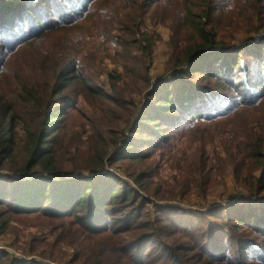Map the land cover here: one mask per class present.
Returning a JSON list of instances; mask_svg holds the SVG:
<instances>
[{"label":"trees","instance_id":"obj_1","mask_svg":"<svg viewBox=\"0 0 264 264\" xmlns=\"http://www.w3.org/2000/svg\"><path fill=\"white\" fill-rule=\"evenodd\" d=\"M96 2L105 3L102 12L106 22L119 32L115 39L123 48L126 74L136 80L132 91H145L146 104L137 111L138 118L126 140L113 139L111 150L105 147L107 140L102 130L95 128L98 145L93 146L86 163L79 164L77 158L67 157L59 149L66 113L62 112L68 109L61 108L59 99H69V93L64 91L76 86L83 92L96 91L88 81L87 70L77 68V61L73 70L68 67L64 71L66 65L63 66L64 61L79 56L76 48L71 52L68 49L83 34L71 31H76L79 21L92 17ZM175 2L177 25L172 26L168 75L151 79L149 66L160 34L142 27L146 17L159 15L160 5H166L167 0H0V47L7 53L21 52L23 49L17 48L25 45L28 48L22 51L24 63L19 59L11 66L10 60L0 59V75L5 79L2 82L0 78V82L6 88L15 84L10 94L0 95V167L12 172L0 174V235L14 232L17 218L40 217L46 221L43 228L48 229L51 238L46 240L47 233L42 229L30 233L29 252L47 246L54 256L56 247L66 244L74 248V253L63 264H105L106 255H111L109 248L101 244L106 248L95 252L90 261L82 240L94 235L106 238L116 234L115 229L128 221L127 217H143L146 198L130 182L111 173H72L102 169L124 157L141 163L148 154L140 151L143 146L162 143L161 148L179 157L181 167L176 180L183 179L179 183L182 195L189 193L190 181L194 190L203 189L205 194L207 173L213 169L223 175L231 167L236 181L258 204L236 203L224 206L222 211L192 214L189 218L194 223L186 224L164 213L166 209L186 210L159 205L154 221H140L146 232L139 238H124L120 251H130L142 240L157 239L158 264H264V198L259 199L264 192V109L257 110L264 108V36L251 43L257 50L249 54V59L239 61L240 52L249 49V44L232 47L231 42L219 37L232 28L219 26L225 20L223 10L229 7V0L225 4L218 0ZM242 3L245 6H241L237 17L242 16L244 23L264 27V0ZM46 38L51 39L47 46L36 45ZM206 57L207 64L203 62ZM26 65L37 73L42 71L40 75L55 65V76L46 86L36 89L31 79L22 77L26 76ZM200 73L217 83H227L228 88L243 82V88L230 95L221 94L215 87L205 90L195 84ZM237 74L244 76L239 78ZM167 84L175 85L177 90H162ZM132 93L126 90V102L134 103ZM247 109L255 111L253 117L239 114ZM22 118H26L24 122ZM164 125L172 126L174 132L169 133ZM141 133L150 136L146 138ZM188 136L191 140L179 143ZM196 142L199 145L193 150L192 143ZM146 176L142 170L135 180L141 182ZM129 226L124 231H131ZM175 235H182L189 244L177 243ZM0 264L47 263L11 256L9 250L0 248Z\"/></svg>","mask_w":264,"mask_h":264},{"label":"rangeland","instance_id":"obj_2","mask_svg":"<svg viewBox=\"0 0 264 264\" xmlns=\"http://www.w3.org/2000/svg\"><path fill=\"white\" fill-rule=\"evenodd\" d=\"M227 1L228 0H218V3L225 4ZM229 2V7L223 10L225 13L223 25L220 24L219 26L232 27L235 29L229 28L230 30H227L229 36L228 34L220 33L219 37L225 41L231 42L230 45L232 47L249 44V49H244L240 52L239 61L244 62L249 59L250 53L257 50V46L254 44L251 46V43L264 36V27H261L259 23H244L242 16H240V18L237 17V14L243 9V7H241L244 5L242 3L243 0H229ZM101 3H95L94 8L96 9L90 15L92 17L77 23L76 31H79L78 33L76 31H71V34L79 35L80 32L83 34V37L81 36L82 39L70 45L68 49L71 52L72 48H76L79 52V56H71L73 60L69 62L66 60L67 62L64 61L63 64V66L66 65L64 71L68 67L73 70L72 67L75 66V61H77V68L81 70L82 68L86 69L88 81L96 86V91L94 93H87L85 89L83 92V89L79 86H76V88L73 87L71 91H64L65 93H69V99H59V104H62L61 108H68L67 111L64 110L62 112L63 114L66 113L63 115L65 116L63 120L64 129L59 138V149L63 155L77 158L79 164L86 163L93 153V146L98 145L96 137L97 129L95 128L102 130L107 140L105 147L111 150L113 147V139L122 138L126 140V136L130 134L133 124L138 118L137 111L142 110L146 104L145 91L140 94L137 93V91H132V88L136 86V80L131 74H126V67L124 66L125 61L122 53L123 48L117 44L115 39V36L119 34V32L116 26H112L106 22V17L102 12L105 3ZM165 6L166 10H163ZM176 10L177 3L175 0H167L166 5H160L159 15L156 18H145L142 28L153 29L160 34V39L157 41L154 56L149 66L151 79L168 75L167 61L172 52L170 46V40L173 34L172 26L177 25L174 20ZM162 16H165L163 21L161 19ZM258 25L260 27L255 31ZM63 34L65 35V33H62V35ZM50 40L51 39L46 38L39 41L37 44L35 42V44L39 47L42 45L47 46ZM261 47V45L258 47L259 50ZM17 49L23 50H21V52L13 51L12 53H7L8 51H3L4 48L0 47V52H2L0 59L6 58V60H10L11 66L19 63L21 61H18L19 59H24V53H22V51H27L26 49L28 48L27 45H25ZM28 59L31 61L30 57H28ZM24 62L25 60H23V63ZM203 62L207 64L208 58L206 57ZM25 67L27 68L25 71L26 76L22 77L27 80L31 79L36 89H40L41 86H46L47 81L55 76V65L47 69L41 75L40 73L42 71L37 73L33 68L32 70L30 69V65H26ZM236 72H238V70ZM3 73L7 74L8 72L5 71ZM237 76L240 78V76L244 75L237 74ZM0 78L2 82L5 81L4 77L1 75ZM195 80V84L200 88L205 87V90L211 91V88L214 89L213 87H215L219 90L218 92L223 95H230L231 93L237 92L236 90H239V88H243V82L237 83L234 88H228L227 83H217L214 78L206 77L201 73L197 75ZM153 81L154 80H152V82ZM143 84L145 86V83ZM8 86V88H6V86L0 82V95L5 96L6 94H10L11 88L14 89L15 84ZM166 88H171L173 91L177 90L175 85H164L162 90ZM1 89H7V91L4 92ZM126 90L133 92L132 97L134 103L133 100L132 102L129 100L126 102ZM263 109V107H260L257 110ZM254 112L255 111L251 109H247L241 111L239 114L242 117L250 118L254 116ZM22 119L23 121L21 122H24L26 118ZM179 120L182 119L180 118L177 121ZM21 125H23V123ZM166 128L169 133L174 132L172 126H167ZM137 134H140V132ZM141 134L146 136V138L150 136L147 133ZM186 139L191 140L189 136L188 138L183 137L179 143L185 144L187 141L184 140ZM161 144L162 143L154 144V146H143L140 151L147 152L148 154L141 163H139V161L126 160V157H124L113 163L106 164L102 169H82L72 173V175L111 173L130 182L138 189V192L142 193L146 198V206L144 208L145 214L143 217H139L138 215H135L131 219L127 217L128 221L124 223L121 222L123 224L120 223L121 226L115 229L117 233L111 234L106 238L94 235L92 239L82 240L83 249L89 254L87 257L88 260L92 258L93 255H95L94 253L99 251L100 248H106L102 245H106L109 251H111V255H106L105 264H111L112 262H114V264H139L142 262L143 264H158V262H155V258L159 256L158 252L160 245L157 239L149 241L142 240L137 246H133L130 251L125 250L121 252L119 246L124 242V238L126 240L139 238L141 234L146 232L144 227L145 224L140 223V221L142 219L154 221L160 209L159 205H173L177 208L186 210L166 209L164 212L169 214V217L173 221L180 220L186 224L188 222L194 223L193 219L189 218L192 214L200 216L201 213L208 212L211 209H216V212L222 211L224 210V206H230L236 203L246 204L250 202L256 205L258 204L257 199H250L248 189L236 181L231 167H229L223 175L218 174V172L213 169L207 173L204 182L206 183L204 184V188H207L204 192L205 194L201 192L203 189L201 191L194 190V186L191 184L192 181H190L189 187L192 190L190 189L187 195H182L179 183H181V180L183 182V179L180 181L176 180L179 173L178 169L181 167V163L178 162L179 157L176 156V153L168 152V150L161 148ZM198 145V142L192 143L193 150L196 149ZM209 146L213 147L214 144ZM216 148L221 150L219 146ZM120 149L121 146L119 147V150ZM116 150H114V152ZM142 170L147 172L148 176L144 177L141 182H137L135 178ZM8 173L12 174V172L0 167L1 175L3 174L6 176ZM194 183H196V181H194ZM197 183L200 184V181ZM262 198H264V192L259 196V199ZM45 222L46 221L42 218L35 216L17 218L15 231L8 235H0V248L9 250L11 256H17L18 258L27 260H39L47 264H63L62 262L70 260L74 253V248L66 244H60V246L56 247L59 251H54V256H51V248L47 246L39 247L35 250V253L29 252L31 248L28 241L30 243L31 241L28 235L30 233H35L42 229L47 233L46 240H50L51 235L48 233V229L43 228ZM129 225L132 226L131 231H124L126 228L130 227ZM118 236H122L123 238L118 239ZM175 236L177 238V243L185 242L189 244V241L182 237V235ZM25 254L28 255L25 256Z\"/></svg>","mask_w":264,"mask_h":264}]
</instances>
